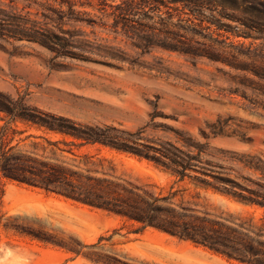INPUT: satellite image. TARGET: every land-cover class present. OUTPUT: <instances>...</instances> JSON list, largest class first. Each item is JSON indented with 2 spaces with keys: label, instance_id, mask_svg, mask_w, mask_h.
Masks as SVG:
<instances>
[{
  "label": "rangeland",
  "instance_id": "1",
  "mask_svg": "<svg viewBox=\"0 0 264 264\" xmlns=\"http://www.w3.org/2000/svg\"><path fill=\"white\" fill-rule=\"evenodd\" d=\"M77 1L80 4L88 0ZM90 1L94 7L79 9L90 12L100 24H78L77 28L94 49L76 50L83 53L81 57H57L38 43L11 44L0 39V90L14 96L18 92L28 94L32 105L83 124L117 126L134 134L132 140L156 148L166 146L174 151L175 146L188 150L184 138H191L201 145L204 163L215 172L264 192L243 178L264 183L261 173L232 157V153H238L264 159V78L253 71L255 66L264 68V0H212L203 17L190 16L196 22L198 18L204 20V27H210L206 33L219 39H224L219 34L230 36L231 42L248 52V56H239L235 62L242 68L235 67L231 57L229 62L207 57L193 59L161 47L144 53L132 46L122 26L118 34L112 31L114 17L99 19L104 4L118 5L125 0ZM134 1L143 8L142 13L156 18L159 10L165 14L171 11L175 21L180 16L178 11L162 5V0ZM12 6L22 13L30 11L32 18H40L35 16L37 7L23 10V1L12 5L10 0H0V7L11 10ZM213 20L230 27H218L211 24ZM104 22L107 26H103ZM234 30L252 37L236 36ZM100 44L120 49L137 63L107 56L96 47ZM18 129L27 130L22 138L44 135L23 124ZM33 141L36 139L27 140L25 149L34 151L30 146ZM74 149L79 155H95L100 176L115 174L157 194H168L177 180L155 162L128 152L101 145ZM38 152L43 154L42 149ZM66 155V160L74 159L73 155ZM46 156L52 155L47 152ZM77 162L86 168L84 158L77 157ZM2 183L6 190L4 211L8 215L22 216L19 222L26 230L44 231L64 244L74 247L79 240L87 245L83 249L87 255L77 256L27 233L3 231L0 264H241L153 227L136 234V222L114 213L16 181L2 179ZM174 186L178 190L188 188L185 196L192 201V195L199 193L201 198L195 202L201 211L206 208L215 216H233L264 226V207L242 203L213 189L196 188L188 178Z\"/></svg>",
  "mask_w": 264,
  "mask_h": 264
},
{
  "label": "trees",
  "instance_id": "2",
  "mask_svg": "<svg viewBox=\"0 0 264 264\" xmlns=\"http://www.w3.org/2000/svg\"><path fill=\"white\" fill-rule=\"evenodd\" d=\"M12 5L18 1L25 3L24 9L37 7L36 15L22 13L12 6L11 10L0 7V39L13 44L14 41L38 43L57 57H81L82 52L94 49L93 44L84 38V33L77 28L78 24L98 25L100 22L91 13L79 8L94 7L90 0L78 3L77 0H10ZM212 0H162V5L173 8L180 13L177 21L171 11L159 10L157 18L142 13L139 4L134 0H125L121 4H104L100 10V20L114 17L112 31L122 32L131 40L132 46L142 52L151 51L154 47L178 51L193 59L207 57L215 61L232 63L239 56H248L237 44L230 41V36L221 35L224 39L206 33L204 20L194 21L190 16L203 17L204 9ZM175 6V7H174ZM108 7L115 8L109 11ZM146 12V11H145ZM188 14L185 17L183 15ZM107 26L106 22L102 23ZM211 24L218 27L228 26L221 20ZM110 26V27H111ZM156 30L159 34H156ZM234 35L252 37L247 32L234 30ZM199 36L201 38L196 39ZM107 56L120 62L136 64L120 49L111 45L96 46ZM219 48H222L220 50ZM235 67L242 68L235 63ZM256 75L264 78V68L255 66ZM19 124L42 131L44 135L33 134L22 138L26 129H18ZM48 135H59L53 140ZM134 134L114 125L83 124L70 117L44 110L29 102L28 94L18 92L17 96L0 90V244L3 231L27 233L44 243L60 246L79 255L87 245L76 239L77 246L64 244L44 231L26 230L19 222L22 216L8 215L4 211L5 185L2 179L16 181L28 186L37 187L54 193L82 205L114 213L124 219L136 222L133 230L142 234L148 227L156 228L182 240L204 246L218 255L241 264H264V226L253 222L246 223L233 216H215L208 210L201 211L195 200L201 198L199 193L189 200L185 196L188 188L178 190L174 185L191 180L196 188L213 189L231 196L242 203L264 207V192L243 185L236 179L215 172L203 161L201 145L184 138V150L174 146V151L166 146L159 148L132 140ZM20 137V138H19ZM36 139L30 146L34 151L25 149V142ZM43 140L37 141V140ZM24 143V144H23ZM78 150L101 145L111 149L128 152L140 158L155 162L162 169L171 172L177 180L168 194H157L146 186L134 185L127 179L115 174L102 176L99 165L94 161L95 155H79ZM173 147V146H172ZM42 149L43 154H39ZM192 149H196L195 152ZM50 152L52 156H46ZM71 154L74 159L66 160ZM77 157L85 160L86 168L77 162ZM234 160L242 161L246 167L261 173L264 180V159L251 155L232 153ZM102 162V160H100ZM93 168V169H92ZM245 180L264 189V183ZM179 202H176L178 196ZM73 239V238H72ZM103 238H101L102 240Z\"/></svg>",
  "mask_w": 264,
  "mask_h": 264
}]
</instances>
